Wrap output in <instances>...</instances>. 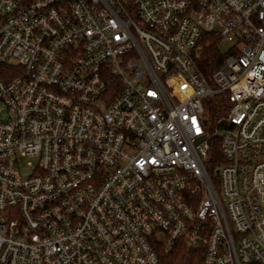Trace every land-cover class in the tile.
<instances>
[{
	"label": "built area",
	"instance_id": "obj_1",
	"mask_svg": "<svg viewBox=\"0 0 264 264\" xmlns=\"http://www.w3.org/2000/svg\"><path fill=\"white\" fill-rule=\"evenodd\" d=\"M203 33L226 45L209 76ZM159 246L264 264V0H0V264Z\"/></svg>",
	"mask_w": 264,
	"mask_h": 264
},
{
	"label": "trees",
	"instance_id": "obj_2",
	"mask_svg": "<svg viewBox=\"0 0 264 264\" xmlns=\"http://www.w3.org/2000/svg\"><path fill=\"white\" fill-rule=\"evenodd\" d=\"M222 57L223 54L220 50L218 39L211 33H203L202 38L199 41L196 56V63L200 71L206 76H209V74L220 65ZM210 102L211 105L208 115L211 121L209 126L211 149L207 161V170L215 183H217L215 169L223 162V159L220 154L218 138L216 135L213 136L212 132L216 117L223 112L220 109L221 100L214 98ZM157 255L164 264H185L187 258L185 252L176 247L165 251L164 247L159 246L157 249Z\"/></svg>",
	"mask_w": 264,
	"mask_h": 264
},
{
	"label": "rangeland",
	"instance_id": "obj_3",
	"mask_svg": "<svg viewBox=\"0 0 264 264\" xmlns=\"http://www.w3.org/2000/svg\"><path fill=\"white\" fill-rule=\"evenodd\" d=\"M225 48H226V45H225V44H220V50H221V51H224Z\"/></svg>",
	"mask_w": 264,
	"mask_h": 264
}]
</instances>
